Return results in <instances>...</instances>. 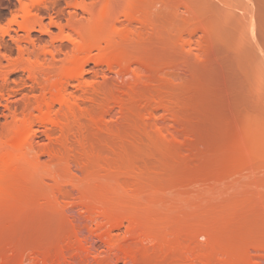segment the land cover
<instances>
[{
	"label": "bare ground",
	"instance_id": "6f19581e",
	"mask_svg": "<svg viewBox=\"0 0 264 264\" xmlns=\"http://www.w3.org/2000/svg\"><path fill=\"white\" fill-rule=\"evenodd\" d=\"M223 2L259 13L260 112L197 194L177 145L218 0H0V264H157L137 242L166 229L205 238L169 264H264V0Z\"/></svg>",
	"mask_w": 264,
	"mask_h": 264
},
{
	"label": "rangeland",
	"instance_id": "374dc122",
	"mask_svg": "<svg viewBox=\"0 0 264 264\" xmlns=\"http://www.w3.org/2000/svg\"><path fill=\"white\" fill-rule=\"evenodd\" d=\"M2 13H6V15H7L6 11H2ZM254 14H255V18H253L251 20V17H247L246 14H243L241 11H239L238 8L235 7L233 4L223 2V0H218L217 29H218V32H219L221 38H223V42H224V45L222 44V46L221 45L218 46V49H220V47H222L223 49L225 48L226 50L225 49L223 50L224 54H221L223 52H221V53L219 52L221 55L218 54L217 58H218V60H219V57H220V59L221 58L224 59V56H225V57H227V59L226 58L224 59V61H225V62L223 61L224 64L221 63L223 66L220 65L221 67L218 66V68L216 66L214 68V70L212 69L210 71L205 72V74L203 75L204 77L202 76L203 78H201L202 80L200 79V81L204 80V82H201V84H200V81L198 79V80H196L197 81L196 83H194L195 82L194 81L190 84L191 87H190L189 91L192 95V98L189 99L190 103L188 104L189 105L188 108L190 107L191 103H193L192 104L193 106L191 105V107L189 108L191 111H188L189 109L186 110L190 114H189V116L187 114L188 118H185L186 121H188L190 118L189 121H191V123L187 122L188 127L190 126V128L187 127L188 130H182L181 129L182 131H180V133H181L180 134V136H181L180 141L182 140V142H180V144L177 145L178 148L180 149L181 157H183L185 155L183 158L184 159L186 158V161L188 160V162L186 164L189 165V168H185V169L187 171H189L190 173H191V171L194 170V172L191 173L193 175L194 174L198 175L199 173H201L200 175L203 174L202 178L200 177V175H198L199 183H198V181L192 182V180H191V182H189L190 180L189 181L187 180L189 182V184H188V182L186 181V183H185L186 187L187 188L191 187V190H192V188H194L195 191H196V189L198 191H201V190L204 191V189H206L210 185L208 183L212 182L211 185L213 184V181L215 179H212V178L210 179V175H209L210 173L209 172L211 171L213 173V170H211V169L215 170V167L218 164H219V166L221 165V162L227 156L226 155L223 159V155H225L226 153L228 154L230 152V150L231 151L236 150V143H237L236 140H237V138H240V135H239L240 133L238 131H240V126L243 123L242 121H244L245 118H247V117L258 120L257 118L259 117L260 111H258L259 108L258 109H255V108H257L258 107L257 105H259V103L257 104V101H256V99H259L258 98V96H259V86H258L259 83H258V81L259 80H258V73H257L259 55H258V51H257L254 43L250 40V36L248 35V32L250 29L257 30L254 22L256 23V25L258 27V23L255 20L258 19L259 13L257 11ZM228 56H230V57H228ZM219 61L221 62V60H219ZM226 62H227V64H226ZM224 65H225V67H224ZM226 66H227V68H226ZM222 67H223V69H222ZM224 68H226V69L224 70ZM219 69H221V70H219ZM215 70H218L219 72L215 71ZM215 72H217V73L213 74ZM218 75H219V77H218ZM206 78H208V79H206ZM193 83L195 84V86L193 85ZM199 84H200V86H199ZM202 84H203V86H202ZM73 88L75 90H77L75 87H73ZM73 88L71 87L70 91L72 90V92H73L74 91ZM191 88L195 89L196 91L193 89L191 90ZM77 91L76 92L74 91V92L77 94V93H79ZM192 92H193V94H192ZM191 95H189V97ZM193 95L195 97H197L196 99H198V100H196ZM226 98H228V99H226ZM193 99H195V100H193ZM199 99H201L200 100L201 103L199 102ZM221 100H222V102H220ZM228 101L230 103H228ZM253 101H255V102H253ZM223 102H227V103H223ZM85 103L88 105L89 102H85ZM252 104H254V105H252ZM194 106H196V107H194ZM226 106L228 109L225 108ZM231 106H234L233 109L235 108V110L229 109ZM204 107H205V109H204ZM251 108L253 111L251 110ZM231 110L233 112H231ZM184 113L186 114L187 112H184ZM234 113H236V114H234ZM191 114L193 116H190ZM236 115H237V117H235ZM162 116L163 115L158 117L160 121H162L161 120ZM185 117H186V115H185ZM239 123H241V124H239ZM243 124H245V123H243ZM178 131H179V129H178ZM185 135H187V136H185ZM184 141H185V146L183 144ZM231 145H233L232 148H231ZM181 150H183L184 152ZM210 159H212L214 162L215 161L216 162L214 163ZM220 159H223V160H220ZM206 160H208V162H210V163L212 162L211 165ZM218 160H220L221 162H218ZM192 162H193V164H192ZM203 162H204V164H203ZM206 162H207V164H206ZM216 163H217V165H216ZM212 164H213V166H212ZM188 165H186V167H188ZM204 166L205 167L208 166V168L210 167L209 172H208V170H206L208 168H205ZM184 167H185V165H184ZM198 167H199V169L204 167L203 169H201L203 172H201V170H199ZM195 168H197V169H195ZM217 168H220V167H217ZM195 170H197V171L199 170L198 171L199 173L198 172L196 173ZM204 176H205V178H204ZM202 179H203V181H202ZM207 179L208 180L210 179L211 181L207 182L208 181ZM196 180H198V179H196ZM200 180H201V182H200ZM205 180H207L206 181L207 185H206ZM152 181L158 182V179H152ZM218 182H219V180H218ZM214 183H216V182H214ZM222 183H224V182H222ZM187 184L189 186H187ZM216 184H218V183H216ZM216 184H213V186H215ZM224 184H226V183H224ZM195 185H197L196 188H195ZM204 186L205 187L207 186V187L203 188ZM221 187H223V186H221ZM220 189H222V188H220ZM212 191H213V189H212ZM215 191H213V192H215ZM196 193H197V191H196ZM199 193H202V192H199ZM242 197H244V196H242ZM209 198L212 200H218V201L220 200L219 197H216V195L210 196ZM120 232L121 233H119V235H121L123 231L121 230ZM174 240H178L184 247H186V248L188 247L191 249H195L197 247L204 246V243H205V238L197 237L193 232H189L186 229H183L179 233V235H177V236H175L173 234V232H171V230L166 229V231H164L158 235H153V236L149 235V240H139L137 242V244L139 247L149 250V257L156 259L157 264H159V263L169 264L170 263L169 259L167 260V258H168L167 255L169 254V252L167 251L168 250L167 248L169 245L168 243L172 242ZM162 255H164V256L162 257ZM165 257H167V258H165Z\"/></svg>",
	"mask_w": 264,
	"mask_h": 264
}]
</instances>
